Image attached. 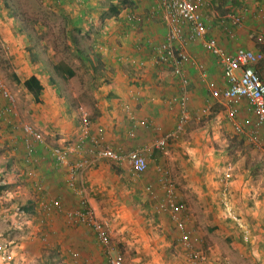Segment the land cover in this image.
Segmentation results:
<instances>
[{"label":"crops","instance_id":"obj_1","mask_svg":"<svg viewBox=\"0 0 264 264\" xmlns=\"http://www.w3.org/2000/svg\"><path fill=\"white\" fill-rule=\"evenodd\" d=\"M70 1L79 3L82 10L66 15L69 24L75 23L66 32L71 52L78 53L85 64L94 56L98 57L101 75H91L92 92L77 90L76 94L71 92L69 95L64 89L61 91L65 94L59 96L55 78L48 74L42 78L32 69L34 63L33 66L25 63L16 38L18 32L5 31L2 35V45L12 52L10 65L14 81L21 85L24 79L34 76L41 86L37 94H31L21 85L29 103L28 110L22 111L16 120L31 125L44 144L35 149L32 163L25 164L19 124L0 127V177L4 168L10 169L14 172L12 179L15 183L7 186L0 183V264H39V261L53 264L51 254L42 255L36 250L40 243L38 236L42 239L43 236L50 237L51 231L57 233L50 226L55 219L61 222V214L54 208L49 213L36 208L34 216H25L19 212L20 207L26 202L37 204L41 198L57 202L63 211L70 210L65 205L77 206L78 192L68 190L66 184L74 163L83 160L89 161L91 166L83 172V179L76 180L77 186H83L96 216L106 222L110 241L137 254L134 257L137 264H177L176 259L187 263L186 253L183 255L177 248L184 249L175 224L170 218L172 223L166 222V214L159 211V214H152L153 220L149 222L148 216L155 206L139 197L141 182L152 185V191L162 190L158 183L159 171H167L174 182L176 201H186L188 207L181 218L195 247H202L211 259H220L219 264L226 259L224 264H264V188L257 186L258 179L264 180V160L256 154L259 146L264 149V131L260 129L257 135H253L252 142L246 102L241 100L233 106L236 112L232 118L228 107L209 96L205 81H212L217 88L224 87L225 82L220 64L201 46L203 40L213 38L216 45L227 53L235 48L261 52L263 58L254 67L264 79V0H211L200 9L206 29L203 37L183 44L174 42L176 48L181 46L192 60L204 67L202 77L191 64L183 65L187 79L184 88L169 66L154 61L153 48L166 35L165 23L154 0H53V3ZM110 7H114L116 14L107 13ZM91 17H98L99 27L94 34L89 33L91 30L84 25L82 28L77 26L78 22L84 23ZM233 18H238V22ZM88 37L90 39L86 40ZM81 43L86 44V49ZM182 94L184 109L177 101L169 103ZM74 97L89 100L90 104L78 106L87 114L89 138L80 152L70 155L67 165L57 166L51 161L50 149L73 146L79 136L77 113L75 116L69 111ZM0 98L1 108L7 101L2 95ZM123 104L129 106L135 122L141 120L145 125L136 123L130 129ZM11 112L16 115V108ZM182 112L186 113L187 120L181 131L167 139L165 151L156 149L154 141L175 130ZM234 124L241 125L243 132L235 133ZM93 142L96 143L94 147L120 153L146 147L147 170L140 177L133 178L141 179L138 189L134 183L137 181L129 182L123 176H133L126 163L116 165L93 158L90 154ZM247 147L250 152L246 156L243 152ZM235 153L237 157H232ZM113 165L116 169L112 168ZM225 173L231 174L227 180L223 179ZM121 182L127 192L132 193L135 204L127 206L117 198V202L114 201L116 193L123 191ZM250 184L255 186H248ZM38 185L41 191L37 195L35 187ZM143 191L147 193L144 186ZM162 193L158 201L163 199ZM192 193H195V202L190 197ZM98 194L101 197L112 195L111 201L98 199ZM224 203L248 230V242L242 240L244 230L228 217ZM199 212H204V216L199 217ZM209 218L211 220H207ZM60 229L66 230L64 225H60ZM67 231L64 235L71 236ZM86 233V227L79 226L74 237L89 258L106 259L109 264L107 256L104 258L98 254L102 245L96 237L97 243L91 244L92 238ZM1 251L7 252L6 257ZM167 253L173 262L169 261L171 258Z\"/></svg>","mask_w":264,"mask_h":264},{"label":"built area","instance_id":"obj_2","mask_svg":"<svg viewBox=\"0 0 264 264\" xmlns=\"http://www.w3.org/2000/svg\"><path fill=\"white\" fill-rule=\"evenodd\" d=\"M211 0H158L161 16L166 26L165 39L154 46V61L155 63L167 65L171 68V72L175 78L179 79L181 86L184 88L187 85V79L184 77L183 65L191 64L200 75L204 76V67L201 63L192 60L188 54L180 46L176 48L174 42L185 43L186 41L193 42L205 34V26L200 14V9L210 3ZM234 22H238V18H233ZM230 31V30H229ZM228 33H231V31ZM201 46L204 51L215 57L220 64L222 70V77L225 86L217 88L212 81H205V86L208 90L209 96L217 100L219 103L228 107L229 116L233 118L236 110L233 106L244 100L249 110V139H253V135H257L261 129L264 131V79H262L255 70V65L262 60L263 55L259 51H252L245 48H235L232 52H225L220 49L213 38L203 40ZM0 92L2 97L7 101L6 105L0 108V116H5L11 112L14 98L9 94L3 84L0 83ZM184 93V92H183ZM179 102L182 109L185 108V97L183 94L175 99L169 101ZM125 117L130 122L133 129L136 123L145 125L144 121H136L133 113L127 104H123ZM77 119L79 123V136L74 141L73 146L53 147L49 151L51 161L57 166L67 165L70 155L78 153L88 141L89 122L86 112L81 108H77ZM187 120L185 112L177 120L175 130L167 133L165 136L154 141V147L161 151H165L166 141L181 131ZM22 134L23 144V158L24 163H32L31 156L34 154L38 146H43L41 136L29 124L19 125ZM233 131L235 133H242L241 125L234 124ZM131 133V131H130ZM93 142V147L96 143ZM146 147L138 149H131L125 153L116 152L108 148H98L95 146L91 149L90 154L94 159H104L117 165H125L131 169L133 176L140 177L147 170V162L145 158ZM122 163V164H121ZM91 166L89 161L83 160L79 163H74L69 175L68 188L76 189L80 197L77 207L68 211H63L60 204L54 201H47L45 198L37 200L38 208L43 213H49L51 209H56L69 222L77 226L90 227L99 241V243L106 249L107 259L109 264H123L122 256L119 252H112L110 246V232L106 222L100 220L88 199L86 198V191L83 186H77V181L83 179V172ZM160 170V169H159ZM158 183L164 191V197L157 202V210L166 214L170 220L175 224L180 233V241L183 248L186 250L187 264H213L208 253L202 247H195L190 240L189 234L186 232L184 220L181 214L185 211V206L176 201L173 183L167 171H159ZM228 173V172H227ZM225 173L223 179L227 180L231 174ZM77 180V181H76ZM35 189L40 192V185ZM144 189L147 193L152 192V185H145ZM225 212L228 217L236 222L240 229H243L242 240L249 241L248 230L242 222L233 214L232 210L224 203ZM1 255H7V252L1 251ZM4 259V257H2Z\"/></svg>","mask_w":264,"mask_h":264},{"label":"rangeland","instance_id":"obj_3","mask_svg":"<svg viewBox=\"0 0 264 264\" xmlns=\"http://www.w3.org/2000/svg\"><path fill=\"white\" fill-rule=\"evenodd\" d=\"M154 4H159L158 0H154ZM79 3H75L74 1H70L69 3L65 2V4H54L53 0H0V83L4 85L5 90L11 94L14 98L13 106L12 108H16L17 113L16 115L12 112H9L5 116L0 117V127L4 124H10L15 123L20 124V120L17 121L16 118L20 116L19 114L28 110V100L26 99L25 92L21 90V85L16 83L13 79V67L10 65L11 62V53L8 52L2 44V38L5 31L9 32H18L17 40L18 44H20L21 53H23L22 58L26 61L25 63L28 65L31 63L33 66V63L35 65V68L32 69L36 71L42 78L46 77L48 74L49 77H53V79L56 81L55 85L57 87V91L59 96L64 95L61 90H66L68 94L70 95L71 92L76 94L77 90L84 92H92L93 88L91 86L90 81L91 80V74L89 73V69L87 64L82 62L79 57L77 56L78 53L71 52L69 42L66 32L70 29V27L74 26L73 23L69 24V22L66 20L67 13H71L73 11L74 13L80 12L81 8ZM235 10V9H234ZM69 11V12H68ZM82 11V10H81ZM84 11V9H83ZM90 12V10H89ZM98 17H91V19H86L84 23L80 26L84 25L87 27L91 32L89 33H95L96 27L98 26V20H96ZM68 22V23H67ZM83 26V27H84ZM99 27V26H98ZM11 34V33H10ZM255 37V36H254ZM79 40H82L80 37H78ZM90 38L88 37L89 40ZM83 42V41H81ZM92 43V42H91ZM24 46L22 47V45ZM82 47L86 49L84 43L80 44ZM9 48V47H8ZM7 51V52H6ZM30 59V60H29ZM36 64L38 66H36ZM61 65L65 68L71 69L74 73V76L70 79H61L58 75H55L54 72H50L52 70V66L54 65ZM17 71V70H16ZM18 72V71H17ZM48 72V73H47ZM19 76V74L17 75ZM1 95V92H0ZM83 95V94H82ZM78 97L73 98V103L70 105L69 111L73 113V115L76 116V109L78 106H83V104H90L89 100H77ZM2 100V98H0ZM4 100V99H3ZM11 108V110H12ZM13 118V120H12ZM5 125V126H8ZM243 128V127H242ZM232 134V133H230ZM253 142V139H252ZM71 142H68L67 144H70ZM256 144V142H255ZM63 147V146H61ZM252 147V144L251 146ZM236 149V148H233ZM250 148L247 147L243 153L246 154V156L249 154ZM238 149L236 150L237 153ZM236 153L235 156L237 157ZM256 154L261 156V158L264 160V149L263 147L259 146L256 149ZM124 178L127 179L129 182H134L133 180L137 181L134 182L135 186L139 184V181L141 179H133L134 176L123 174ZM257 186H260L261 188H264V180L259 181L258 179ZM110 183H113L110 182ZM174 185V182H172ZM142 188L140 189L141 194L139 195L140 198L143 199L144 202H149L151 205L155 206V209L150 213L149 215V222H152L153 217L152 214L154 213L159 214L157 210V202L160 197V194L164 192L161 189L153 190L151 193H145L143 191V186H145V183L141 182ZM123 188V191L121 190L116 193V197H113L114 201L120 202L121 204L131 206L135 204V201H132V193L127 192L126 186L121 182L120 185ZM248 186L254 187V184H250ZM66 187L68 189V184H66ZM135 188V187H134ZM138 189V187H137ZM69 190V189H68ZM139 191V190H138ZM38 195V191L35 192ZM90 193H88L89 195ZM163 194V193H162ZM36 195V196H37ZM195 193H192L190 197H192V201H197V199L193 196ZM40 196V195H39ZM98 199L102 198L104 200H110L111 196H99L97 195ZM75 197V196H74ZM90 198L91 194H90ZM117 198V200H116ZM36 200V197H35ZM79 201V200H78ZM101 201V200H99ZM180 203V202H179ZM180 204L186 205V201L182 202ZM77 205V203H76ZM77 206H67L65 205L66 209H73ZM187 205L185 206V210ZM187 212V211H186ZM190 213V211H189ZM204 212H199V217L204 216ZM61 222L59 219H55L54 223L50 226L53 230L57 231L52 233L50 232V237H42L38 239L40 240L39 248L36 249L39 253H42V255L51 254V262L53 264H93L94 262H101L100 264H108L106 262V259L103 261L101 259L99 260H92L91 256L89 258L88 253L84 251V248L81 244L78 243L77 238L74 237L75 234H77V225H73L71 222H69L62 214L60 215ZM165 221L171 222L169 220V217L165 215ZM24 220V219H23ZM21 220V222L23 221ZM207 220H211L210 218ZM172 223V222H171ZM56 224V225H55ZM60 225H64L66 230H61ZM84 227V226H81ZM86 227V226H85ZM46 229V228H45ZM88 230V237L92 238L91 244L94 242L97 243V240L95 241V235L92 233V229L90 227H86ZM146 229V228H145ZM71 234V236L64 235L65 231L66 233ZM74 230V231H73ZM73 231V232H72ZM40 233V232H37ZM137 238V237H136ZM159 239V238H158ZM157 239V240H158ZM150 240L154 239L151 237ZM156 240V241H157ZM151 243V245L153 244ZM159 242V241H158ZM162 243V242H160ZM159 243V244H160ZM112 246V252H120L123 264H137L138 262L135 261L134 257H136L137 254L132 253L131 251L124 248V245L122 247L119 246L117 242L110 244ZM208 247V246H207ZM98 248V247H97ZM183 255L186 253V250L177 247ZM53 249V250H52ZM91 249V248H90ZM35 250V251H36ZM101 251H98V254L103 255L104 258H106L107 253L106 249L102 246L100 248ZM117 250V251H116ZM90 251V250H89ZM85 253V254H84ZM91 253V251H90ZM169 257L171 258V262L174 261L170 253ZM84 256H88L87 258H84ZM108 257V256H107ZM214 264H219L220 259H211ZM177 264H187L185 262H180L178 259L175 260ZM184 261V260H183ZM226 260H222V264ZM165 262V260H163ZM39 264H43L39 261ZM49 264V263H46Z\"/></svg>","mask_w":264,"mask_h":264},{"label":"trees","instance_id":"obj_4","mask_svg":"<svg viewBox=\"0 0 264 264\" xmlns=\"http://www.w3.org/2000/svg\"><path fill=\"white\" fill-rule=\"evenodd\" d=\"M107 13L116 14V10L114 9V7H110V8H108ZM78 25L81 26L82 22L81 23L78 22L77 26ZM85 60H87V59H85ZM97 63H98V57L97 56H94L92 61L87 60V66H88V69H89L92 76L93 75L95 76V74L101 75L100 71H99L100 66H98ZM52 72H54L55 75H58L59 77H62L65 79L72 78L74 75L73 71L71 69L65 68V67L58 65V64L52 66ZM21 85H22V87H24L27 90V92H29L31 94H37L41 90V86L34 76H30V77L24 79L21 82ZM115 167L116 166L113 165L112 168L116 169ZM4 169H5L4 174L1 175V177H0L1 185L7 186L10 184H12V185L15 184L13 179H12L14 172L10 171V169H7V168H4ZM37 205L38 204H34L33 202H26V203L21 205L20 211L19 210L18 211L20 213L24 214L25 216H34L36 214V208H38Z\"/></svg>","mask_w":264,"mask_h":264}]
</instances>
